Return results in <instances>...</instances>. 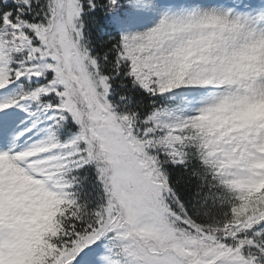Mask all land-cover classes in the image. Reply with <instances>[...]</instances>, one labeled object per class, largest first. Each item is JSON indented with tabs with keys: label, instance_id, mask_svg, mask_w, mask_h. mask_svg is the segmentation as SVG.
<instances>
[{
	"label": "snow or ice",
	"instance_id": "1",
	"mask_svg": "<svg viewBox=\"0 0 264 264\" xmlns=\"http://www.w3.org/2000/svg\"><path fill=\"white\" fill-rule=\"evenodd\" d=\"M0 264H264V0H0Z\"/></svg>",
	"mask_w": 264,
	"mask_h": 264
}]
</instances>
